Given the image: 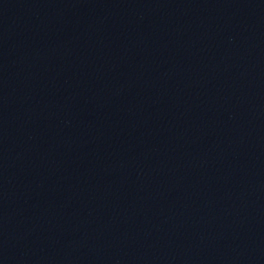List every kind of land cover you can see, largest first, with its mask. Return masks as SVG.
<instances>
[{
	"label": "water",
	"instance_id": "95a60500",
	"mask_svg": "<svg viewBox=\"0 0 264 264\" xmlns=\"http://www.w3.org/2000/svg\"><path fill=\"white\" fill-rule=\"evenodd\" d=\"M103 0H0V264L61 91Z\"/></svg>",
	"mask_w": 264,
	"mask_h": 264
}]
</instances>
